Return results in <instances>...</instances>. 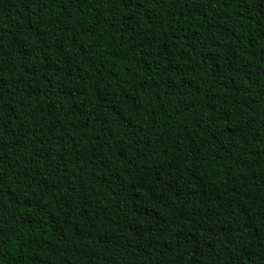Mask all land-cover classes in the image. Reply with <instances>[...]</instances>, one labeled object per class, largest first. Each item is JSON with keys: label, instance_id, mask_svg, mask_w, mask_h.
<instances>
[{"label": "trees", "instance_id": "16d2710c", "mask_svg": "<svg viewBox=\"0 0 264 264\" xmlns=\"http://www.w3.org/2000/svg\"><path fill=\"white\" fill-rule=\"evenodd\" d=\"M0 264H264V0H0Z\"/></svg>", "mask_w": 264, "mask_h": 264}]
</instances>
